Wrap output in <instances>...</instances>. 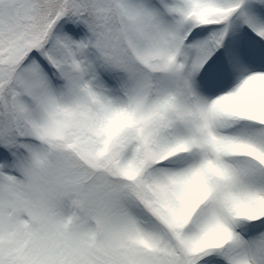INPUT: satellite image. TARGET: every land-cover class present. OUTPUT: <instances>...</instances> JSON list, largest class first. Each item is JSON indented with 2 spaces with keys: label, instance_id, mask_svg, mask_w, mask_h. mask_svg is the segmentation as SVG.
<instances>
[{
  "label": "snow or ice",
  "instance_id": "snow-or-ice-1",
  "mask_svg": "<svg viewBox=\"0 0 264 264\" xmlns=\"http://www.w3.org/2000/svg\"><path fill=\"white\" fill-rule=\"evenodd\" d=\"M0 264H264V0H0Z\"/></svg>",
  "mask_w": 264,
  "mask_h": 264
}]
</instances>
